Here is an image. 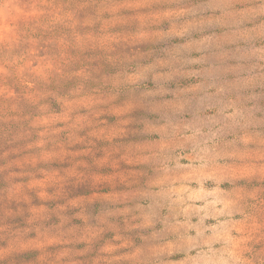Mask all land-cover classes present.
<instances>
[{
    "label": "rangeland",
    "instance_id": "rangeland-1",
    "mask_svg": "<svg viewBox=\"0 0 264 264\" xmlns=\"http://www.w3.org/2000/svg\"><path fill=\"white\" fill-rule=\"evenodd\" d=\"M0 264H264V0H0Z\"/></svg>",
    "mask_w": 264,
    "mask_h": 264
}]
</instances>
